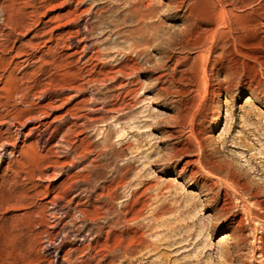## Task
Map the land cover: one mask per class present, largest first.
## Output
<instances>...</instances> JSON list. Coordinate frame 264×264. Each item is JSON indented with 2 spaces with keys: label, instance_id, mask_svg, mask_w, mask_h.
<instances>
[{
  "label": "rangeland",
  "instance_id": "rangeland-1",
  "mask_svg": "<svg viewBox=\"0 0 264 264\" xmlns=\"http://www.w3.org/2000/svg\"><path fill=\"white\" fill-rule=\"evenodd\" d=\"M78 1H83V4L78 7L75 16L81 19L74 26L79 23L82 27L86 20L97 21L98 29L90 39L100 43V53L112 54L102 56L89 67L91 71L100 73L98 79L101 82L94 85V88H88L84 94L79 91L62 93L54 104L56 109L50 112L47 121L61 117L74 108L81 109L79 115L87 114L88 102L95 91H111L112 94H117L124 84L132 81V94L125 98L123 106H127L121 111L128 116L120 121L121 124L113 125V141L119 140V135L124 133L130 145V149L125 150L117 160H111L121 168L127 167L123 170L125 174L121 182L108 186L110 193L118 195L113 203V211L121 208L123 198L129 199L131 205L127 211L132 213L130 218L146 224L143 233L147 244L157 243L159 246L154 251L149 249V253L141 261L143 264H222L225 262L223 255L226 252L234 253L236 239L230 237L222 240L229 232L227 222L217 215L219 207L211 200L208 190L201 186L199 180L189 177V167L185 163L188 159L201 158L207 167H215L213 173L224 183H232L229 175L233 172L235 179L247 182L254 194L256 193V196L245 195V203L250 207L254 208L256 200H264V42L260 44V40L264 38L262 30L258 28L255 31V48L248 50L255 55V72L243 74L241 70L238 74H231L235 67H242L243 61L236 65L232 57L220 59L222 50L217 49L214 56L220 61L208 70L206 83L200 76L207 53L202 55L194 47L182 46V30L186 25L182 17L184 9L176 10L172 0H143L145 6L153 9L154 16L145 20L146 24L140 27L139 34L136 31L137 20L132 18L124 23L123 9L128 0ZM103 2H109L110 5L100 14L98 10L101 5L98 4ZM193 2L195 0H188L190 4ZM10 5L12 3L9 2L8 6ZM49 8L46 6L41 10L40 20L43 22L57 15H66L74 6L53 11ZM100 15L101 23L98 17ZM75 16L64 17L60 23L66 24L74 20ZM9 21L7 27L0 30V50L6 34L10 35L11 42L21 39L22 43L33 35L27 37V31L16 30L18 23L14 16H10ZM25 21L31 23L28 19ZM56 25L57 23L45 30ZM75 30L76 28L72 29ZM60 32L56 30V34ZM147 36L150 42L144 44L141 38ZM135 44L140 45L138 51H143L141 59L128 63L124 82L112 81L110 77L119 76L120 73L114 71L120 68L110 69L104 64L117 65L126 54L136 56L135 52L132 53ZM82 47L83 45L79 50H66L68 55L79 52L71 59L75 65H78L82 56ZM118 50L122 52L118 54ZM92 53L95 51L91 50L85 59ZM9 57L11 54L5 58ZM252 63L247 61L245 64L252 66ZM44 71L41 79L48 81L54 70L49 66ZM110 71L113 73H109ZM251 79H255V84L253 82L250 88L248 85ZM2 86L0 83V88ZM0 95L1 131L6 129L3 123H12L15 117L14 124L26 119V115L17 113L18 110L27 108L30 103H39L31 93L26 104L15 108L18 98L9 100L5 93L1 92ZM49 102L46 100L43 104ZM118 105L109 108L113 111L122 109ZM38 124H30L27 129ZM70 126V123L64 126L45 150L39 149L41 155L52 149L50 161L58 162L60 175H54L52 169L44 170L35 174L30 182L24 174L15 178L11 173L15 168L8 160L3 165L0 164V264H47L45 244L55 241L61 230L74 231L76 235L77 229L82 228L79 222L69 223L81 216L73 208L88 207L80 205L85 200L73 204L69 217L64 218L62 224H55L50 216L53 212H56V216L63 215L51 209V201L55 196L64 194L71 182L63 184L68 178L67 175L70 178L77 176L83 167L88 166L89 161L96 158V152L99 151L96 150V142L102 140L107 127L99 124V130H93V125L89 128H74L72 137L77 153L71 152L66 156L68 151L62 148L64 144L59 148L57 146ZM35 142L36 138L33 137L28 140L27 145L34 146ZM182 147L188 149L183 154L177 153L176 150ZM85 153H91L90 159L83 165L72 167V159ZM109 174L110 169L103 171V175ZM205 175V171H200L197 178L202 179ZM140 187V191L134 194ZM95 197L97 194L93 195ZM40 203L44 204L43 208L39 206ZM258 211L264 217V212L260 209ZM41 215H44L43 219L39 217ZM228 217L229 215L227 219ZM103 223L104 220L99 219L98 224ZM261 224L257 231L252 227L244 231L247 241L241 245L242 256L236 261L229 259L227 264H240L242 261L251 260V243L264 237V222ZM84 229L82 234H89ZM90 238L92 236H88ZM79 245L80 242H75V236H71L70 243L66 244L61 255L68 253L69 262L82 264L80 261L84 258L79 257L84 253L76 251ZM98 250L102 251V248Z\"/></svg>",
  "mask_w": 264,
  "mask_h": 264
},
{
  "label": "bare ground",
  "instance_id": "bare-ground-1",
  "mask_svg": "<svg viewBox=\"0 0 264 264\" xmlns=\"http://www.w3.org/2000/svg\"><path fill=\"white\" fill-rule=\"evenodd\" d=\"M9 2L12 5L8 6ZM82 4L83 1L78 0H0V30L7 27L10 22L9 17L14 16L18 23L16 30L27 31V37L33 34L25 43H22L21 39L11 42L10 35H5L3 48L0 50V73L2 74L0 75V83L3 84L0 93H5L9 100L18 98L19 102L14 105L15 108L18 105L26 104L31 93L39 102L38 104L30 103L27 108L17 111L19 115H26L24 121L20 120L18 124H14L15 117L12 119V123H3L6 129L0 130V164L3 165L8 160V163L15 168L11 171L14 177L18 178L24 174L30 182L33 181L35 174H40L44 170L52 169L55 172L54 175H60L61 168L58 166V162L50 161L52 149L46 151L44 155L39 153V149L45 150L60 130L70 123L71 126L61 137L57 147L59 148L64 144L62 148H66L68 151L66 156L71 152L77 153L72 137L75 132L74 128H89L93 125V130H99V124L106 125L104 137L101 141L96 142V150H99L98 153L96 152V158L89 161L88 166L83 167L77 176L70 178L67 175L68 178L63 184L67 181L71 182L68 183L64 194L55 196L51 201V209L63 214L62 217L56 216V212L50 214L51 218L55 220V224H62L64 218L69 217L76 201L85 200L80 205L88 207L72 209L81 215L78 220H72L69 223L77 224L79 222L82 224V228L77 229L76 235H74V231L65 232L64 229L57 233L59 240L56 238L55 241H49L45 244L46 263L72 264L67 258L68 253L61 255V251L66 244L70 243L71 236H75V242H80L76 251L84 253L79 257L84 258L83 261H80L82 264H91V262H96V264H143L141 261L145 254L149 253V249L154 251L159 246L157 243L147 244L143 233L146 224L136 218H130L132 213L127 211L131 205L129 199H125L124 196L125 198L121 201V208L113 211V203L118 195H113L108 191V186L121 182L125 174L123 170L127 168H121L111 160H117L121 154L126 152L125 150L130 149L128 140H126L125 134L121 133L120 139L113 141L112 134L114 132L113 125L121 124L120 121L128 116L121 111L126 109L127 105L123 106V104L125 98L132 94L130 87L133 82L124 84L122 90L118 91L117 94H112L111 91H95L96 93L88 102L87 114L79 115L81 109L74 108L61 117L47 121L50 112L56 109L54 104L62 93L79 91L84 94L88 88H94V85L101 82L98 79L100 73L91 71L89 67L102 56L112 54L111 52L100 53V43L90 39L98 29L97 21L86 20L82 27L79 23L74 26V23L81 19L75 16V12ZM172 4L178 11L184 9L182 17L186 25L182 30V46L194 47L202 55L207 53L200 78H204L206 82L209 77L208 70L220 61L214 56L217 49L222 50L219 55L220 59L232 57L235 59L236 65L243 61L242 67L240 69L235 67L231 74H238L241 70L243 74L255 72V55L250 54L248 50L255 48V31L258 28L262 30L264 37V0H195L191 4L188 3V0H172ZM98 5H101L98 12L102 14V10L110 3L103 2ZM46 6L50 7L49 10L51 11L64 10L73 6L74 9L66 15H57L55 18L43 22L40 20V14ZM123 12L125 13L124 23L132 18L137 20V34L140 32V27L146 24L145 20L154 16L153 9L145 6L143 0H128ZM67 16H75V19L66 24L60 23ZM98 17L101 23L102 15ZM25 19L30 20L31 23H27ZM55 23H57L56 26L45 30ZM73 28L76 30L72 31ZM56 30L61 32L56 34ZM141 39L144 44L150 42L148 36ZM19 42L21 43L18 44ZM263 42L264 38L260 40V44L262 45ZM82 45L80 52L82 56L78 60V65H75L71 59L79 52L68 55L66 50L72 48L79 50ZM137 48H140L139 44H135L132 49V53H136L134 57L131 54H126L117 65L104 64L110 69L120 68L114 71L117 74L120 73L119 76L110 77L112 81H125L124 75L128 63L141 59L143 51H138ZM91 50H94L95 53L85 59ZM117 52L120 54L122 51L118 50ZM9 54L11 57L5 58ZM247 61L253 62V65H246ZM49 66H52L54 74L48 81L42 80L41 77L45 74L44 69ZM80 81L83 83L80 84ZM254 81L255 79H251L248 87L251 88ZM46 100L50 102L43 104ZM117 105L121 106L122 109L113 111L109 108ZM115 113H117L116 116ZM91 115H99L100 117L91 118ZM34 123L39 124L27 129L30 124ZM33 137L36 138L37 142L34 146L29 147L27 142ZM186 149L188 148L182 147L176 151L183 154ZM90 154L76 155L72 159L71 166L83 165L90 159ZM185 166L189 167V177L199 180L201 186L208 190L211 200L216 202L217 207H219L217 215L226 220L229 232L222 240L230 237L236 239L234 253L226 252L223 255L225 262L222 264H227L229 259H234V261L240 259L243 254L241 245L247 241L244 231L249 230L250 227L257 231L262 225L261 222H264V217L258 211L260 209L264 212V200H256L254 208L250 207L245 203V195L256 196V193L254 194L249 184L235 179L233 172L229 175L232 183H224L213 173L212 170L215 167H207L201 158L188 159ZM219 166L222 168V165L219 164ZM106 169H110L111 174L103 175V171ZM184 169L183 167L182 170ZM200 171L206 173L202 179L197 178ZM33 187L37 189V186L34 185ZM141 188L134 191V194L138 193ZM217 189L218 191H216ZM99 191L101 192L99 193ZM104 191L108 192L105 194ZM73 193L76 194L71 197ZM94 194H97V197L93 198ZM70 197L71 199H69ZM97 204L100 205L97 206ZM39 206L43 208L44 204L40 203ZM39 217L43 219L44 215ZM99 219H103L104 223L98 224ZM148 225L153 226V224ZM84 228L89 234H82ZM88 236H92V238L88 239ZM103 238L104 242H102ZM86 242L88 243L86 244ZM98 248H102V251ZM144 251L146 252L143 253ZM250 252L252 253L251 260L249 262L242 261L240 264H255V261L257 264H264V237L255 239L251 243Z\"/></svg>",
  "mask_w": 264,
  "mask_h": 264
}]
</instances>
